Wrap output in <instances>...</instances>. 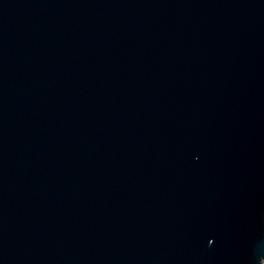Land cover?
I'll return each instance as SVG.
<instances>
[{
  "label": "water",
  "instance_id": "95a60500",
  "mask_svg": "<svg viewBox=\"0 0 264 264\" xmlns=\"http://www.w3.org/2000/svg\"><path fill=\"white\" fill-rule=\"evenodd\" d=\"M0 264H264V0H0Z\"/></svg>",
  "mask_w": 264,
  "mask_h": 264
}]
</instances>
